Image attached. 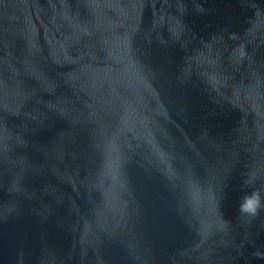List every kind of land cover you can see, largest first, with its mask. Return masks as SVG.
<instances>
[{
  "label": "water",
  "instance_id": "water-1",
  "mask_svg": "<svg viewBox=\"0 0 264 264\" xmlns=\"http://www.w3.org/2000/svg\"><path fill=\"white\" fill-rule=\"evenodd\" d=\"M264 0H0V264H264Z\"/></svg>",
  "mask_w": 264,
  "mask_h": 264
},
{
  "label": "clouds",
  "instance_id": "clouds-1",
  "mask_svg": "<svg viewBox=\"0 0 264 264\" xmlns=\"http://www.w3.org/2000/svg\"><path fill=\"white\" fill-rule=\"evenodd\" d=\"M262 207H264V199L258 192H252L243 198L239 211L247 216L255 217Z\"/></svg>",
  "mask_w": 264,
  "mask_h": 264
}]
</instances>
